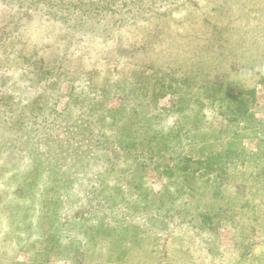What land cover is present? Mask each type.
Wrapping results in <instances>:
<instances>
[{
    "label": "rangeland",
    "instance_id": "1",
    "mask_svg": "<svg viewBox=\"0 0 264 264\" xmlns=\"http://www.w3.org/2000/svg\"><path fill=\"white\" fill-rule=\"evenodd\" d=\"M148 1L117 0L118 7H109L117 11L106 16L111 21L104 20L110 35L103 37L82 29L84 0L50 7L42 0H0V264H235L240 258L264 264V159L250 157L264 150V0H177L169 7ZM202 63L209 74L198 73V85L202 77H217L221 90L184 86ZM13 77L37 85L30 115L8 87ZM227 92L236 99L220 101ZM77 94L94 96L111 114L88 113V102L71 104ZM101 111L107 116L94 121ZM145 118L160 128L157 137H150ZM84 119L86 135L76 125ZM78 139L87 144L81 152ZM232 142L243 163L233 174L209 169L199 178L202 167L194 163L179 170L182 156L209 151L202 150L205 143L213 149ZM106 144L119 164L103 181ZM79 152L87 160L75 165ZM34 161L40 171L63 177L60 188L71 199L64 210L50 204L47 175L46 189L34 193L16 182L13 174L34 168ZM172 168L177 174L169 178ZM217 174L229 176L216 196L209 183ZM86 175L91 180L83 185ZM140 177L153 199L133 207L144 193L132 184ZM230 204L238 230L227 218L216 236L200 227L202 210L214 215ZM51 212H59L54 221ZM253 222L252 235L246 225Z\"/></svg>",
    "mask_w": 264,
    "mask_h": 264
},
{
    "label": "trees",
    "instance_id": "2",
    "mask_svg": "<svg viewBox=\"0 0 264 264\" xmlns=\"http://www.w3.org/2000/svg\"><path fill=\"white\" fill-rule=\"evenodd\" d=\"M58 0H42V2L44 3L45 6L50 7L48 4L51 5H55ZM64 0H60V2H62ZM79 1L76 6H79ZM86 2H83L81 4L80 7L85 6L80 8L82 11V13L86 12L85 15L82 16V20L81 21V26L82 29L87 31V33H97L102 35L103 37L105 36H109L110 31H111V26L106 24L105 21H111L112 17L108 16L106 18V16L114 9L109 8L111 5H116V1L117 0H111L112 2H109V0H106V4L103 6L101 3H95V0H84ZM100 2H103L104 0H99ZM150 4L154 5L155 3H160L161 5H166V7L171 6L170 4L173 3L172 5L178 3L177 0H149L148 1ZM48 3V4H47ZM89 5H92V7H89ZM103 6V8H101ZM145 7L147 6V4L144 5ZM116 7H118L116 5ZM52 9V6H51ZM92 10V11H90ZM117 10H114V12H116ZM124 13V12H123ZM122 13V15H123ZM127 18L128 20H132L134 18H137L139 15H135V14H127ZM105 20V21H104ZM127 20V21H128ZM124 21V22H127ZM196 67L191 69V73L190 75H188V77L186 79H188L187 81H183L182 83L184 84V86L187 87V89L193 90V89H197L198 92H202L203 89L205 90H211L213 91H219L221 90L220 86H224V82L223 80H219L217 77L215 78V80H205V78H201L200 82L201 84H199L198 79H199V74H204V76L208 75L209 73L207 72V67H205V65L202 63L200 66L196 65ZM207 72V73H206ZM206 73V74H205ZM204 80V81H203ZM203 81V82H202ZM36 84L34 83V80L30 79V80H26L23 78H18V77H13L11 79V83L8 87H11L16 89L18 91V101L16 102L17 106L21 109V111H23V114H27L30 115L31 114V110H34L32 103L33 100H30L29 97H32V89L36 88L35 86ZM236 99V96L234 93L232 92H227L221 99L220 101L224 100V101H234ZM79 102H88L89 103V111L88 113H95L98 110L101 109H105L106 111H108V114H111L110 109L107 107L103 106V102L100 100H96L94 98V96H90L88 94H77V95H73L72 99H71V104L73 105H77L79 104ZM12 109V108H11ZM190 112V111H188ZM67 115V114H65ZM107 116L106 112L101 111L100 114L97 116V118L94 120H101L104 119V117ZM187 116H190V113H187ZM192 116V115H191ZM190 117H185L186 120L184 121L185 124H189L190 123ZM114 117V116H113ZM54 119H56L57 121H60V114H56L54 117ZM148 121L146 120L147 124L145 125V128L148 129L149 133H150V137H157V133H159L160 128L159 127H154L153 125H151V122H149L151 119L147 118ZM86 120L88 121V119H84L82 121H80L79 123H76L77 126H80L81 129L80 131H82L83 134L86 135L87 133V128L85 127V123ZM115 122V121H114ZM92 123V122H91ZM193 124V123H192ZM72 126V127H77V126ZM196 125V122H195ZM196 127V126H195ZM105 126H102V132L104 130ZM76 129H73V132H76ZM183 131L182 129L179 130L178 133H174L175 136H179L180 132ZM189 131V130H186ZM72 132V133H73ZM185 133V132H184ZM188 133H192L190 137H194L193 139L197 138V134L194 136V134L196 132L193 131H189ZM74 135V133H73ZM193 135V136H192ZM75 136V135H74ZM174 136V137H175ZM165 139H167L168 141H170L169 136L168 137H164ZM188 138V136H187ZM67 139L68 137L65 138V143H67ZM147 139V138H145ZM143 139V140H145ZM176 139V138H175ZM109 140V138H106V142ZM143 140H141L140 142L143 144ZM174 140V139H172ZM163 141V140H162ZM193 140H191L190 143H195L196 141L194 140V142H192ZM71 143L75 144L74 140H71ZM77 143L80 145L79 151L81 152V149H84L85 146H87V144H82L81 140H77ZM141 144V145H142ZM234 145V142L231 143V145L229 146L227 143H222V147L219 148V144H215L213 149H210L212 147V143H205L204 146L202 147V150H204L205 148H209V151L204 154L203 152L199 153L200 155H196V154H188V155H184L181 157L180 162H179V170H181L182 173H184L185 171H189V167L191 166L192 163L197 164L201 168V171L199 173V178H202L203 175H205V173L203 172V170H211V171H218L219 173L222 174H227L230 172L231 169L233 168H237L236 165H241V161H239L240 156L239 153L237 152V150L234 149V147H232ZM104 147L108 150V154L106 152L102 153V157L106 160L105 162H99L101 164V166L99 167V169L102 170L103 175H102V180L103 181H107L111 174L113 173L115 167L119 164L117 157L118 154H116L115 156L111 155V145H104ZM264 148V147H263ZM1 149V148H0ZM85 150V149H84ZM79 152V157L76 159V157H73L74 159V164L77 165L78 161L80 160V162H85V160H87V155L82 156V154H80ZM197 153V152H196ZM0 154H2V152H0ZM201 155L203 157H201ZM72 156V155H71ZM112 156V157H111ZM250 157L253 158V161L258 160L259 158H263L264 159V150H260L258 153L253 152L252 155H250ZM41 159H39L40 164L44 163V161H40ZM88 160L93 161V158H89ZM108 160V161H107ZM94 162V161H93ZM145 163L140 162L139 165H144ZM243 164V163H242ZM34 168L31 167L29 168H24L21 169L18 172H15V174H13V177L15 178L16 182L18 183V185L21 188H27L28 192H32L36 190V188L39 191L45 190L46 189V185L44 184L45 182H42V177L47 175L51 180V188L53 190V194H52V200L50 202L51 206L56 204L58 209L60 208L61 210H64L66 207L67 202H69L71 199L67 200V193L65 191H62L60 188V184L61 186L64 185L63 182H61V180L63 179V177H60L57 173L53 174L52 172H57L56 170H51L47 171V173L40 171L39 166L37 165L36 161H34ZM86 166H89V164L87 163ZM56 167L53 165L52 169H55ZM195 172L197 171L196 168ZM239 169V168H238ZM84 171V170H83ZM87 171V170H86ZM232 171V170H231ZM236 170H233L231 172V174H233ZM175 172L172 168L171 171L166 170V174H168V176H170L169 178L173 177L175 175ZM199 172V171H197ZM100 173V171L98 172V174ZM260 173L262 174V176L264 177V167H261ZM177 174V172H176ZM238 174V173H237ZM252 174V171H251ZM53 177H52V176ZM193 175V177H196V175ZM218 177H214V179L211 181V183H209V191L212 192L214 195H220V190H218L219 188H221L223 182L228 178L229 175L225 176L224 178L219 180V174H217ZM188 176V174L182 175V177H186ZM84 177V173L82 175H80L79 177L76 178V180H81ZM91 178L89 176H85L84 180L81 181V184L84 185V183H86V181H90ZM142 177H140L139 179H135L132 181V184L135 188H138V190H142L143 193V197L140 199L141 197V193H137L140 194V196H138V198L135 200L136 204H133V207L137 204H141L142 201L144 200H150L153 199L152 197H149V193H148V188L145 185V181L143 180ZM65 181V180H64ZM73 181V180H72ZM138 181V183H137ZM39 183V184H38ZM63 183V184H62ZM38 184V185H37ZM200 185V184H199ZM66 187V186H64ZM41 188V189H40ZM47 191H49L47 189ZM51 191V190H50ZM201 197H204L203 195H201ZM81 199V198H79ZM88 200V199H87ZM91 201V200H88ZM230 203V202H229ZM186 205V204H185ZM202 204H198V207H200ZM209 205V204H208ZM51 206L50 209H51ZM229 208H226L224 206H221L220 208H217V210L215 211L214 208H211L212 210L215 211L214 215L209 214L207 212V210H202L199 214H197V218H198V224H200L201 228H205V226H207L208 228H210V230L213 231V234L216 236L219 234L217 227V224L219 223V221L221 219H225L227 218V220L231 223L232 221L229 219H232L233 222H235L233 224V226L237 229L239 226L237 224V213L233 214V209L231 207V204L229 205ZM233 206V205H232ZM187 207V206H186ZM184 207V209L186 208ZM15 210L17 212H21V208H22V202H16L15 206H14ZM59 211V212H60ZM53 212V211H52ZM51 212V217L52 220L54 221V218L58 217L59 212L53 216V213ZM210 212V211H209ZM228 212H231L230 214H228ZM232 214V215H231ZM230 215V216H229ZM186 216H188V210L186 208ZM217 219H216V218ZM226 220V221H227ZM254 221V220H253ZM254 222H259V221H254ZM254 222L253 223H249L246 225V228L248 229V231L253 235V232L256 231L255 227H254ZM220 226V225H219ZM238 230V229H237ZM220 236V235H219ZM243 255V254H240ZM248 260L250 261H255V259L253 258H248ZM243 262V259H237L235 261V264H241ZM35 264H40V263H35ZM247 264V263H244Z\"/></svg>",
    "mask_w": 264,
    "mask_h": 264
}]
</instances>
